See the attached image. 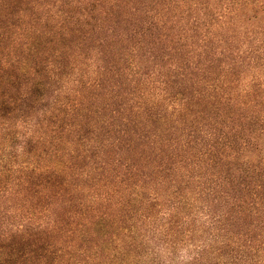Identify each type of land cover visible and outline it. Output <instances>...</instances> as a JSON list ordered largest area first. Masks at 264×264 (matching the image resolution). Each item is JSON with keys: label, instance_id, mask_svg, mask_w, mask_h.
<instances>
[{"label": "trees", "instance_id": "trees-1", "mask_svg": "<svg viewBox=\"0 0 264 264\" xmlns=\"http://www.w3.org/2000/svg\"><path fill=\"white\" fill-rule=\"evenodd\" d=\"M0 264H264V0H0Z\"/></svg>", "mask_w": 264, "mask_h": 264}]
</instances>
